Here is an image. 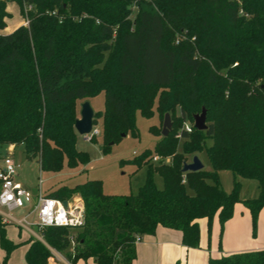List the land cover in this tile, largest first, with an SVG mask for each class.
<instances>
[{
    "label": "trees",
    "instance_id": "obj_1",
    "mask_svg": "<svg viewBox=\"0 0 264 264\" xmlns=\"http://www.w3.org/2000/svg\"><path fill=\"white\" fill-rule=\"evenodd\" d=\"M6 1L23 16L25 4L32 9L28 25L0 34V146L22 144L44 171L58 172L64 159L71 167L88 163L76 148L77 104L100 93L104 107L93 124L102 118L103 147L122 133L137 136L136 111L171 119L169 133L160 130L152 149L129 161L147 169L136 193H103L95 179L50 192L61 200L79 192L84 220L39 230L44 242H25L26 264H49L50 248L71 264H131L136 238L158 226L179 230L181 243L195 248L198 220L206 218L210 233L217 216L222 232L236 203L249 210L255 236L264 208V0H0V29ZM202 108L207 127L197 130L192 117ZM202 150L210 169L182 172L188 156ZM154 155L161 160L154 163ZM220 170L233 175L229 193ZM238 178L255 180L257 196L240 200ZM6 226L0 215V264L18 246ZM207 264H264V249Z\"/></svg>",
    "mask_w": 264,
    "mask_h": 264
},
{
    "label": "rangeland",
    "instance_id": "obj_2",
    "mask_svg": "<svg viewBox=\"0 0 264 264\" xmlns=\"http://www.w3.org/2000/svg\"><path fill=\"white\" fill-rule=\"evenodd\" d=\"M92 109L96 111L103 110L104 95H99L89 99ZM80 104H77V118L79 117ZM164 118V117H163ZM163 119H159L156 112L151 118L143 117L139 111L135 112V126L137 136H133L130 132L121 137L117 142L107 147H103L102 142V118L98 117L95 128L98 133L95 134V141L85 139L82 135H77L76 148L86 152L89 161L86 164H78L76 166H68L66 160L58 172L44 171L36 160L28 159L24 146L17 144L10 151L5 146H0V157L10 154L17 165V179L25 185L33 194H49L59 187H74L82 184L87 180H100L103 193L110 195H125L136 193L139 187L144 183L146 178V167H137L129 162L138 156L145 149H152L155 142L160 138V130H162ZM154 126L156 134L150 131V127ZM211 140H206V145H210ZM196 156L200 159L205 170L210 169L205 150L198 152ZM193 156H188V162ZM218 180L222 188L226 192H231L233 187V175L229 170H220L218 172ZM241 183L239 192L240 200L253 198V194H257V182L255 180L238 178ZM154 181L158 188H162V179L158 175H154ZM211 182V181H209ZM81 198L79 192L72 191L67 200ZM31 206H24L9 212L12 219L21 220L27 217L28 222L35 220V214L31 210ZM6 214L8 211L3 209ZM217 221V216H214ZM213 217V218H214ZM6 226V236L18 246L9 254L6 264H26L25 253L27 244L25 243L31 234L26 229L17 225L14 221L8 219ZM213 220V219H212ZM212 226V224H211ZM220 226V224H219ZM34 228V227H33ZM35 230V228H34ZM257 230V229H256ZM36 232V230H35ZM221 232V228H220ZM222 232L220 233V235ZM39 235V233H38ZM34 238V237H32ZM71 244L69 247H71ZM5 257V252L0 248V260ZM49 264H71L65 257L64 252L53 251L52 260ZM75 264H96L93 260H78Z\"/></svg>",
    "mask_w": 264,
    "mask_h": 264
},
{
    "label": "crops",
    "instance_id": "obj_3",
    "mask_svg": "<svg viewBox=\"0 0 264 264\" xmlns=\"http://www.w3.org/2000/svg\"><path fill=\"white\" fill-rule=\"evenodd\" d=\"M4 10L8 16L3 18L4 28L0 29V34L24 25V16L15 1H6ZM10 146L12 149L15 147ZM3 157L0 158V163ZM16 180L19 182L17 176ZM258 191L257 184V194ZM32 195L35 201L37 194ZM250 197H255V194ZM198 224L200 229L198 247L184 246L179 230L158 226L153 235H143L135 243L136 257L131 264H207L209 257L264 249V208L258 214L255 236L252 235L250 212L241 203L235 204L233 215L225 222L221 235L219 222L215 217L210 233L206 218L199 219ZM31 237L36 238L32 234ZM50 250L53 255L54 249Z\"/></svg>",
    "mask_w": 264,
    "mask_h": 264
},
{
    "label": "built area",
    "instance_id": "obj_4",
    "mask_svg": "<svg viewBox=\"0 0 264 264\" xmlns=\"http://www.w3.org/2000/svg\"><path fill=\"white\" fill-rule=\"evenodd\" d=\"M32 9V5H24V25H28L29 20L27 18V12ZM51 14H56L52 11ZM192 125L189 122L184 124V130L191 132ZM98 133V130L93 125L91 133L87 136L90 139L92 135ZM8 151L12 150L11 146H8ZM161 157L154 155L152 161L159 162ZM168 162V158L165 159ZM17 165L15 164L12 156L6 154L0 163V215L5 222H9L8 219L14 221L17 225L26 229L29 233L36 237V239L43 241L41 235H38V231L50 227H77L82 225L84 220V205L81 198H75L71 200H61L55 197L47 196L38 192L36 200H33L32 192L24 187L16 180ZM182 182H185L183 177ZM66 201V205L63 204ZM24 206H31L29 213L35 214V220L28 222L27 217H23L21 220H14L10 217L9 212L15 209L23 208ZM6 209L8 213L3 211ZM36 230H34V228ZM140 240L136 238L135 243ZM71 244L73 241L71 240ZM52 260V257L48 258V261Z\"/></svg>",
    "mask_w": 264,
    "mask_h": 264
},
{
    "label": "water",
    "instance_id": "obj_5",
    "mask_svg": "<svg viewBox=\"0 0 264 264\" xmlns=\"http://www.w3.org/2000/svg\"><path fill=\"white\" fill-rule=\"evenodd\" d=\"M94 110L92 109L89 100H84L80 103L79 109V117L76 118L74 122V129L77 134L84 136L87 139L88 135L92 131L93 127V120H94ZM193 127L197 130H205L206 125V110L202 108L201 112L198 114L193 115ZM171 129V119L170 115L166 113L163 118L162 130L161 135L166 136ZM125 134L122 133L121 137ZM110 145L113 142L109 143ZM203 168V164L201 163L200 159L194 155L190 162H184L182 167V172H189V171H198ZM63 204L66 205V201H63Z\"/></svg>",
    "mask_w": 264,
    "mask_h": 264
}]
</instances>
